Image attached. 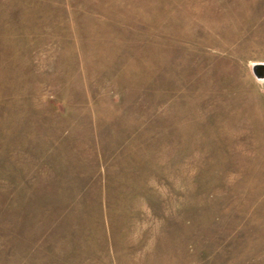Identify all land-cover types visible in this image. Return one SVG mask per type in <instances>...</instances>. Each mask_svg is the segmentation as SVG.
Instances as JSON below:
<instances>
[{"label": "rangeland", "instance_id": "374dc122", "mask_svg": "<svg viewBox=\"0 0 264 264\" xmlns=\"http://www.w3.org/2000/svg\"><path fill=\"white\" fill-rule=\"evenodd\" d=\"M264 0H0V264H264Z\"/></svg>", "mask_w": 264, "mask_h": 264}, {"label": "water", "instance_id": "95a60500", "mask_svg": "<svg viewBox=\"0 0 264 264\" xmlns=\"http://www.w3.org/2000/svg\"><path fill=\"white\" fill-rule=\"evenodd\" d=\"M258 70L260 71V74H264V68L263 67L258 68Z\"/></svg>", "mask_w": 264, "mask_h": 264}]
</instances>
